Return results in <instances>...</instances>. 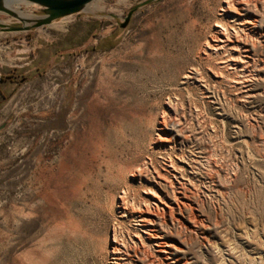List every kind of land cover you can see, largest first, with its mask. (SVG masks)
<instances>
[{"label":"rangeland","instance_id":"obj_1","mask_svg":"<svg viewBox=\"0 0 264 264\" xmlns=\"http://www.w3.org/2000/svg\"><path fill=\"white\" fill-rule=\"evenodd\" d=\"M145 1L0 11V264H264V0Z\"/></svg>","mask_w":264,"mask_h":264},{"label":"water","instance_id":"obj_2","mask_svg":"<svg viewBox=\"0 0 264 264\" xmlns=\"http://www.w3.org/2000/svg\"><path fill=\"white\" fill-rule=\"evenodd\" d=\"M9 1L10 0H0V11L5 12L13 18H17L19 21L23 22V25H12L10 28L29 30L32 28L46 26L58 19L80 13L84 11L93 0H22L37 4L42 8L43 14L34 18L21 16L7 5ZM151 1L153 0H147L132 7V9L125 16L124 22L121 23V27H126L128 25L132 14L139 6Z\"/></svg>","mask_w":264,"mask_h":264},{"label":"bare ground","instance_id":"obj_3","mask_svg":"<svg viewBox=\"0 0 264 264\" xmlns=\"http://www.w3.org/2000/svg\"><path fill=\"white\" fill-rule=\"evenodd\" d=\"M17 3H19V1H17V0H10L7 3V5L9 7H14L15 4H17ZM223 25H225V24H223ZM217 26H219V24H217ZM235 36H236V38H232L233 37L232 34H229V32L226 29L217 28L216 31H215V36H214L215 41H216V44L214 46L215 47L217 46L219 48V46L220 47H225V46L231 44V45H235V47H237V46L240 47V45H241L240 43H241L242 40L240 39V37H238L237 31L235 32ZM121 197H122V201H123L124 207L129 209V206H128L129 204L127 202L128 199L126 198L127 196L126 197L125 196H121ZM141 217L144 220L148 221V222H150L152 220V217H150L147 214H142ZM165 250H167V249H165Z\"/></svg>","mask_w":264,"mask_h":264}]
</instances>
